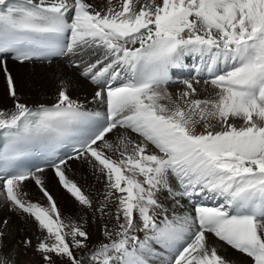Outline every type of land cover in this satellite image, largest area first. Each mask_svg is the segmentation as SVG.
Returning a JSON list of instances; mask_svg holds the SVG:
<instances>
[{
    "label": "snow or ice",
    "instance_id": "1",
    "mask_svg": "<svg viewBox=\"0 0 264 264\" xmlns=\"http://www.w3.org/2000/svg\"><path fill=\"white\" fill-rule=\"evenodd\" d=\"M139 2L119 0L117 8L107 0L100 11L87 0H0V60L7 53L20 63L69 57L106 106L104 113L83 110L62 81L52 106L30 108L3 67L14 107L0 111V193L39 230L35 244L23 243L44 264H231L211 234L264 264V0ZM187 56L198 59L196 75L181 81L173 99L165 87L170 70ZM197 77L210 96L195 98ZM67 136L75 155L56 158L55 145ZM35 143L47 150L59 185L113 221L95 247L82 224L62 217L38 175L45 168L17 165ZM82 157L105 180L95 205L64 170ZM26 181L45 204L22 199ZM165 192L177 205L196 197L219 204L170 214L159 198ZM6 225L0 221V239Z\"/></svg>",
    "mask_w": 264,
    "mask_h": 264
},
{
    "label": "bare ground",
    "instance_id": "2",
    "mask_svg": "<svg viewBox=\"0 0 264 264\" xmlns=\"http://www.w3.org/2000/svg\"><path fill=\"white\" fill-rule=\"evenodd\" d=\"M87 2L100 11H103L108 7L107 0H87ZM145 2L146 0L140 1L136 4V7L139 8L140 5ZM112 4L117 8L120 6L119 0H112ZM196 61L198 62V59L191 56L184 57L182 63L190 67V69L186 72L183 71V69L178 70L176 72L175 79L184 78L185 80L195 77L194 71H196V68L194 67L193 69L192 66ZM3 67H6L7 72L14 78L15 88L20 102L27 105V102L29 101H33L37 98L41 99L42 103L38 102L35 106H30V108H37L41 105H53L57 98V96H55V92H58L59 85L63 81L68 88L69 95L73 100L77 101L82 106L83 110L88 112H103L104 104L97 99L91 98L93 96L92 93H95V91L98 90V86L82 77L79 74L80 70L73 67L70 63V58L66 56L63 59L50 64H17L9 58H3V60H0V111L9 112L13 110L14 107L13 98L9 95ZM197 78L200 79L199 84L195 83V80L193 79V86L199 93V97L195 98L210 96L213 90L204 85V77ZM166 88L172 94L173 99H175L176 94L184 90V84L181 83L180 80L176 86L167 85ZM169 107H172V105L169 104ZM233 122L237 125L241 123L239 120ZM197 130L201 131L202 129L198 127ZM122 131L123 130L120 129L115 130L113 134H109V138L115 141L116 135ZM129 134L134 139L136 138L135 134ZM108 155L116 158L113 153H108ZM64 170L67 177L74 181L81 188V190L92 199L94 205L98 199H102L105 180L94 170L93 165L90 164L87 159L82 157L80 159L67 161L64 166ZM38 175L43 177L44 185L55 199L62 217L66 219L71 218L73 221L83 225L85 230L88 232L90 246L95 247L99 242L103 241L104 225L107 223L111 226L113 221L107 216L101 218L99 213H94L92 209L80 206L78 202H76L61 185H59L58 178L55 176L53 169H46L43 173H38ZM36 190H34L31 186V181H26L24 192L27 193V196H22V199L42 203V205L45 204L46 198H44L42 194L40 192L38 193ZM159 198L165 207L169 209L170 214L175 213L177 215H183L186 212L192 213V203L198 200H204L202 197H196L192 201L184 199L181 200L179 205H177L167 196L166 192L160 193ZM205 201L211 202L212 204H219V201ZM0 205H3L0 207V221H7V225L3 227L4 236L0 239V257L6 258L7 264H20V261L24 259L22 256L23 249L20 250L21 247H17L16 240L22 235H39V230L36 223L25 214H22L15 209H12V211L8 210V207L12 206L5 201L3 193H0ZM209 236L210 244L215 246L218 254L227 258L231 264H252L251 258L233 251L225 244L217 241L215 237L211 236V234H209ZM31 254V262L34 264H43L39 254L33 252ZM76 255L80 256L82 253L77 251ZM25 260L26 264L30 262L28 258Z\"/></svg>",
    "mask_w": 264,
    "mask_h": 264
},
{
    "label": "rangeland",
    "instance_id": "3",
    "mask_svg": "<svg viewBox=\"0 0 264 264\" xmlns=\"http://www.w3.org/2000/svg\"><path fill=\"white\" fill-rule=\"evenodd\" d=\"M140 1H145V0H140ZM96 10H98V9H96ZM6 61V60H5ZM58 65V64H57ZM25 66H27V65H25ZM29 66V65H28ZM27 68H29V67H27ZM69 70V69H68ZM194 74L196 75V71H194ZM176 86V85H175ZM56 93V95L55 96H57V92H55ZM93 94V96L91 97L92 99H95L94 98V92L92 93ZM47 99V98H46ZM90 100V99H89ZM97 101V100H96ZM42 103V101H41V99H34L33 101H29V102H27V106L28 107H30V106H35V104L36 103ZM31 186L34 188V190H36L37 188H38V186L37 185H35V183L33 182V181H31ZM38 193L40 192V190H39V188L36 190ZM41 193V192H40ZM42 194V193H41ZM35 200V199H34ZM36 201H37V198H36ZM40 204H42V203H40ZM3 205H0V207H2ZM12 209H13V207H8V210L9 211H12ZM113 211H114V209H113ZM36 237H37V235L36 234H34V235H31V236H25V235H22L20 238H18L17 240H16V242H17V247L19 246V248H20V250H22V256H23V260L22 261H20V264H26V260L25 259H29L30 260V262L28 263V264H34L33 262H31L32 261V252L33 253H37V252H35V250H34V248H32V247H25V245H24V243H23V241L24 240H26V239H31L32 240V242H33V244H35L36 243ZM25 251V252H24ZM38 254V253H37ZM43 261V260H42ZM43 264H44V262H43Z\"/></svg>",
    "mask_w": 264,
    "mask_h": 264
}]
</instances>
